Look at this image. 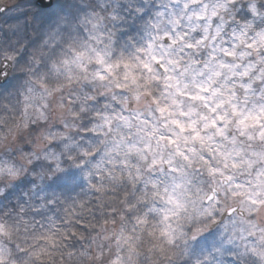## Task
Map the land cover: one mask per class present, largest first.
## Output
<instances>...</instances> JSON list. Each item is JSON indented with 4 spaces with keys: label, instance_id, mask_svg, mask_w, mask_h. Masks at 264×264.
<instances>
[{
    "label": "clouds",
    "instance_id": "9594fccd",
    "mask_svg": "<svg viewBox=\"0 0 264 264\" xmlns=\"http://www.w3.org/2000/svg\"><path fill=\"white\" fill-rule=\"evenodd\" d=\"M0 264H264V0H0Z\"/></svg>",
    "mask_w": 264,
    "mask_h": 264
}]
</instances>
